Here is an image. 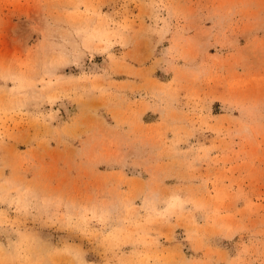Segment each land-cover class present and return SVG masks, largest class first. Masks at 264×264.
Masks as SVG:
<instances>
[{
    "label": "rangeland",
    "instance_id": "rangeland-1",
    "mask_svg": "<svg viewBox=\"0 0 264 264\" xmlns=\"http://www.w3.org/2000/svg\"><path fill=\"white\" fill-rule=\"evenodd\" d=\"M0 264H264V0H0Z\"/></svg>",
    "mask_w": 264,
    "mask_h": 264
}]
</instances>
